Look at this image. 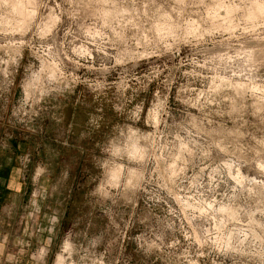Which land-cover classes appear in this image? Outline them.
<instances>
[{
	"label": "clouds",
	"instance_id": "obj_1",
	"mask_svg": "<svg viewBox=\"0 0 264 264\" xmlns=\"http://www.w3.org/2000/svg\"><path fill=\"white\" fill-rule=\"evenodd\" d=\"M0 264H264V0H0Z\"/></svg>",
	"mask_w": 264,
	"mask_h": 264
}]
</instances>
